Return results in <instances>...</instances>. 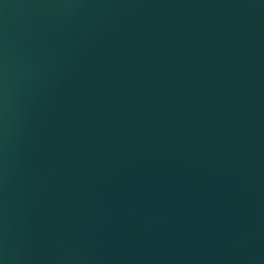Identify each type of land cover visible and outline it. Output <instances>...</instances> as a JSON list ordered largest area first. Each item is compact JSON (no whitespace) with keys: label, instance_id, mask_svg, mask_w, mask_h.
Masks as SVG:
<instances>
[{"label":"water","instance_id":"1","mask_svg":"<svg viewBox=\"0 0 264 264\" xmlns=\"http://www.w3.org/2000/svg\"><path fill=\"white\" fill-rule=\"evenodd\" d=\"M0 264H264V0H0Z\"/></svg>","mask_w":264,"mask_h":264}]
</instances>
